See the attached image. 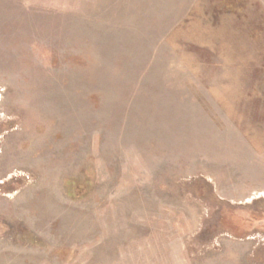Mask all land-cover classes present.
<instances>
[{
  "label": "rangeland",
  "instance_id": "rangeland-1",
  "mask_svg": "<svg viewBox=\"0 0 264 264\" xmlns=\"http://www.w3.org/2000/svg\"><path fill=\"white\" fill-rule=\"evenodd\" d=\"M0 264H264V0H0Z\"/></svg>",
  "mask_w": 264,
  "mask_h": 264
}]
</instances>
